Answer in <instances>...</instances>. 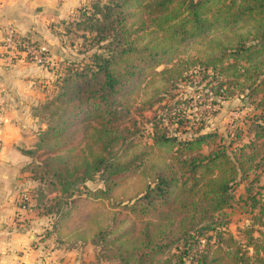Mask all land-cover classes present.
Returning a JSON list of instances; mask_svg holds the SVG:
<instances>
[{"label":"trees","instance_id":"obj_1","mask_svg":"<svg viewBox=\"0 0 264 264\" xmlns=\"http://www.w3.org/2000/svg\"><path fill=\"white\" fill-rule=\"evenodd\" d=\"M84 5L78 7L85 16L81 24L102 49L92 54L90 63L63 77L64 91L55 99L72 107L63 119L66 124L63 130L70 120L82 121L89 116L100 119L97 125L91 126V131L95 135L94 143L101 146L93 159L65 169L66 176L54 173L57 181L49 182L54 191L63 196L68 190L73 192L79 184L91 181L97 173L103 187L79 199L74 214L80 212L79 207L83 209L101 196L117 199L114 191L124 186L130 173L139 168V165L129 167L130 164L134 160L144 164L145 159L140 154L135 159H121L128 153L130 141L118 134V127L114 125L118 116L114 97L122 94L143 70H154L166 57V63L170 62L175 51L187 42L209 36L204 48L211 51H206L199 61L193 59V64L200 63L199 72L216 80L213 87L218 94L227 78L245 91L242 98L247 103L255 102V108L264 107V0H91L89 6ZM151 33H155L154 37L144 41ZM187 64L180 58L154 74L170 83L183 78ZM73 80L79 81L81 86L64 84ZM48 105H54V101H49ZM55 108L54 112L60 109ZM82 113L86 116L79 118ZM252 122L246 129L248 139L237 152L216 143L217 139L223 140L216 132L197 131L180 137L154 125L153 145L165 148L168 153L149 164L145 174L148 179L141 189L118 200V203L126 202L123 206H127L130 213L126 218L131 216L132 223L139 221L140 226L137 228L133 223L107 241V244L116 242V264H171L169 257L159 258L167 255L172 246L181 248L179 255L173 254L180 264H248L250 259L264 264V231L260 232V237L250 236L245 245L253 250L251 255L231 234L225 241L234 244L233 249L229 246L221 249L219 233L206 234L215 229L214 214H220L231 204L230 190L234 184L248 178L250 171L259 170L264 176V113L255 115ZM58 132V127L47 126L40 133L37 146ZM210 144L215 147L203 153L202 148ZM75 148L68 151L73 152ZM143 155L151 154L144 152ZM253 180H257L256 176L250 182ZM256 194L258 197L252 196L254 203L259 204L255 217L262 223L264 186ZM23 202L22 206L26 207L27 201ZM33 206L40 207L39 203ZM62 213V219H56L54 227L72 236L65 230L67 219L71 217ZM85 222L95 228L93 235L99 243L93 244L100 247L110 229L105 231L99 226L95 214ZM79 239L86 242L81 235ZM125 249L128 252H121Z\"/></svg>","mask_w":264,"mask_h":264},{"label":"rangeland","instance_id":"obj_2","mask_svg":"<svg viewBox=\"0 0 264 264\" xmlns=\"http://www.w3.org/2000/svg\"><path fill=\"white\" fill-rule=\"evenodd\" d=\"M86 1L89 3L82 4V6L90 5L91 0ZM84 19L85 16L77 8L66 17L49 21L50 38L36 36L34 33L24 35L38 45L41 51L39 53L41 61L35 59L33 55L24 53L27 60L34 62L30 65V69L28 68L32 75L31 79L28 82L26 80L17 82L18 91L23 89L25 92H18V98L11 96L10 100L8 91H1L0 111L4 106L12 105L13 110H18L13 113L18 115L20 126L16 133L13 125L8 123L10 128L7 127V134L12 137L7 144L4 135L2 144L4 151L12 152L17 149L28 154L27 151L31 150L32 153L28 155V160H25L24 168L29 172L26 182L29 193L35 199L33 204L39 203L40 207L37 210L54 220L62 219V212L72 218L67 219L65 229L68 231L66 233L72 236L65 239L68 246L85 248L83 264H116L117 260L114 258L117 254L116 242L107 244V241L114 239L124 229L130 228L133 223L137 228L140 226L139 221L135 220L132 223L131 216L126 218V215H130L128 207L123 206L126 202L118 203V200L141 189L148 179L145 174L149 170V164L157 161L158 158L162 159L168 153L165 148L158 149L153 145L154 125L172 134H178L180 137L189 136L197 131L216 132L223 137L222 141L217 139L216 143L225 145L228 151L237 152L238 147L248 139L246 129L253 123V117L264 113V107L262 105L260 108H255V102L247 103L246 99L242 98L245 91L240 86L236 87L227 78H224L226 81L222 92L218 94L213 87L216 80L199 72L202 69L199 66L200 63L193 64V59L199 61L203 59L206 51H211V49L204 48L209 36L205 35L201 40L187 42L175 51L170 62L166 63V57L154 70H143L135 80L129 82L122 94L114 97V107L118 111L114 125L118 127V134L130 141L128 153L122 155L121 159H135V156L140 154L145 159L144 164L139 160H134L130 164L129 167L139 165V168L130 173V178L124 186L114 191L117 199L101 196L90 205L84 206L83 209L79 207L80 212L74 214L75 205L79 199L92 195L103 187L97 173L91 181L79 184L73 192L68 190L65 196H60V193L55 192L53 185L49 182L50 180L57 181L54 173L66 176L68 172L65 169H72L74 165L85 159L89 161L93 159L101 146V144L94 143L95 135L91 131V126L97 125L100 119L89 116L82 121L72 122L70 120L68 127L63 130V127H66L63 119L67 118V113L72 107L55 99L64 91L63 77L90 63L92 54L102 49L101 44H98L81 24ZM146 20L147 31L150 33L148 27L150 19ZM154 35L155 33L146 35L143 40L147 41L146 39H151ZM180 58L188 62L187 73H184L183 78L171 80L168 83L154 74L155 71L169 67ZM64 84L68 87L81 86L76 80ZM68 93L71 94V89ZM252 97L257 98L255 95ZM49 101H54V105L46 106ZM16 103L18 106L15 105ZM56 106L60 109L54 112ZM85 116L82 113L79 118ZM0 124L3 127L2 118H0ZM47 126H56L60 132L47 137L38 147L39 135ZM14 137H18V143L12 144L11 139ZM72 147L76 148L73 152H69L68 149ZM213 147H215L213 144L205 146L202 152L208 153ZM144 152H150L151 155L146 157L143 155ZM255 176L257 180L250 182ZM263 186L264 176L259 170L250 171L248 178L234 184L230 190L231 204L220 214H214L212 225H215V229L208 233L204 232L208 235L219 233L221 249H226L227 246L232 249L235 247L234 244H228V241H225L231 234L242 248L248 250V255L252 254L253 250L245 245L249 242L250 236L260 237V232L264 231V217H262V223L255 217L259 204L254 203L252 196L255 194L258 197L256 192L260 191ZM246 188H251V190L248 192ZM71 194L72 196L68 197ZM23 197L22 203L27 201V198ZM94 214L99 219V226H102L105 231L110 229V234L104 235L105 240L100 247L93 244V242L99 243L98 238L93 235L95 228L85 222ZM201 223H204V220ZM113 227H116L115 232ZM79 235L85 237L86 245L79 239ZM219 236L215 237L216 241L219 240ZM180 251L181 248L175 249L172 246L168 254L162 255L159 260L169 257L171 264H180L177 257L173 256V254L179 255ZM121 252L126 253L128 250ZM248 264H258V262L250 259Z\"/></svg>","mask_w":264,"mask_h":264},{"label":"crops","instance_id":"obj_3","mask_svg":"<svg viewBox=\"0 0 264 264\" xmlns=\"http://www.w3.org/2000/svg\"><path fill=\"white\" fill-rule=\"evenodd\" d=\"M87 2L0 0V96L1 91L6 90L11 100V96L18 98V92H25L23 89L18 91L17 82L31 79L28 68L34 63L25 58L24 52L8 51L5 45L8 29L13 28L22 35L34 33L48 39L50 20L66 17ZM15 105L18 106L17 103ZM13 111L18 110H13L12 105L4 106L0 111V118L4 121L2 143L4 135L7 144L12 137L7 134L6 129L10 128L8 123L13 125L16 133L20 127L18 115ZM11 143H18V137L12 138ZM3 148L1 144L0 264H83L85 248L68 246L66 239L71 236L58 232L54 227L55 220L34 208V199L26 182L29 172L24 168L28 154L17 149L4 151ZM23 196L27 198L26 207L21 204Z\"/></svg>","mask_w":264,"mask_h":264},{"label":"built area","instance_id":"obj_4","mask_svg":"<svg viewBox=\"0 0 264 264\" xmlns=\"http://www.w3.org/2000/svg\"><path fill=\"white\" fill-rule=\"evenodd\" d=\"M5 45L8 51L24 52L25 54L33 55L35 59L41 61L39 53L41 52L38 45L30 41L27 36L20 34L13 28L8 29L5 38ZM2 144V127L0 124V150Z\"/></svg>","mask_w":264,"mask_h":264}]
</instances>
